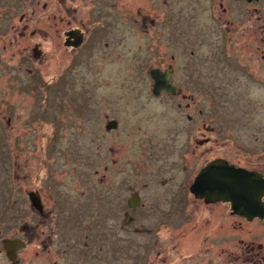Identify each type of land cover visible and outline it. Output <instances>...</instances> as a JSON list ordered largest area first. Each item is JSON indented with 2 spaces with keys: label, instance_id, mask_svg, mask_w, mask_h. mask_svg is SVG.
Instances as JSON below:
<instances>
[{
  "label": "rangeland",
  "instance_id": "obj_1",
  "mask_svg": "<svg viewBox=\"0 0 264 264\" xmlns=\"http://www.w3.org/2000/svg\"><path fill=\"white\" fill-rule=\"evenodd\" d=\"M46 1L0 0V209H30L19 195L43 180L57 201L70 202L66 209L86 211L89 233L101 225L116 237L125 252L114 264H144L136 253L163 220L145 213L150 205L169 207L164 200L183 192L180 181L187 177L188 190L217 157L257 165L263 155L264 77L250 67L254 41L264 37V0H102L98 43L76 58L64 45L66 21L57 20L51 39ZM56 11L64 16L62 6ZM162 59L187 100L154 95L149 74ZM135 190L147 207L131 223ZM130 237L135 248L121 242Z\"/></svg>",
  "mask_w": 264,
  "mask_h": 264
},
{
  "label": "flooded vegetation",
  "instance_id": "obj_2",
  "mask_svg": "<svg viewBox=\"0 0 264 264\" xmlns=\"http://www.w3.org/2000/svg\"><path fill=\"white\" fill-rule=\"evenodd\" d=\"M28 1L36 6L40 3V0H24V2ZM255 1L260 2L261 0ZM100 2L102 0H47L43 5L44 10H47L46 15L49 20V33L52 40H54V26L57 20L60 23L67 22L69 27L64 31V45L74 55V58L89 44L92 43L95 46L98 43L96 36L100 33L102 25H98L101 22L99 17L94 15V9ZM239 2L253 3L254 1L239 0ZM61 6L64 16L56 11L57 7ZM262 28V26L258 27L256 37ZM76 29H80L83 33V40L79 46H74L76 40L67 36L68 32ZM223 31L229 35L231 26L225 27L224 25ZM67 41L70 45L66 44ZM254 42L257 45L254 57L257 59L255 66L250 68H254L256 75L263 78V35ZM35 54L36 56L40 55ZM164 61L162 59L160 66L156 67L165 72L171 69L170 82L180 89L177 95L172 96H182L184 101L187 100L184 94L185 86L180 82L179 84L174 82L175 68L167 67ZM256 79L259 81L257 77ZM259 84L264 85L262 79ZM162 94L169 95L165 91ZM190 120L194 121V117L191 116ZM194 128L198 131L197 127ZM214 129V127L204 126V130L208 133H214ZM205 141L206 138L202 144L208 143L210 138ZM196 145L199 147V141L196 142ZM262 151L263 155H260L257 165L230 163L239 168L257 171L264 176V150ZM207 164L203 165L194 179L189 182L188 190L186 189L187 177L180 181V185L184 189L183 192L171 194L170 199L165 198L164 200L169 203V207L163 209L156 202L150 205L151 208H154L145 212L148 216H153L151 212H161L163 220L161 225L145 233L148 237L147 241L144 237L143 254L136 253L140 256L141 261L143 260L141 257L145 256L144 264H264V224H261L264 223V217L255 216L247 206H243L242 214L237 213L233 210L231 201L207 202L205 198H200L192 192V184L201 169ZM183 167L187 171L188 165H183ZM42 181L38 180L26 194L20 193L19 195L21 198L23 196L28 198L31 204L30 209L8 210V205L6 210L0 209V264H114L123 256L125 251L123 247L119 246L116 237H113L111 233L106 235L101 225L95 228L94 233L92 231L89 233L84 219L86 211L66 209L65 206L70 202L65 198L64 203L57 201L56 193H50L51 187L42 184ZM163 184L164 187L168 186L166 181H163ZM20 191L22 192V190ZM30 192H35L38 197L35 204L31 199ZM135 196L138 198L137 202L134 199ZM153 196L151 200L156 199L158 195L153 194ZM132 199H134V206H131ZM262 201L264 203V196ZM127 205L126 216L134 217H129L131 223H134L136 215L147 207L140 190H135L130 195ZM219 206H225L229 210H217L216 207ZM200 212L207 213L202 217ZM97 213L102 217V210ZM74 215L75 219L71 217ZM232 217L240 219L238 224L231 225ZM201 218L204 219L202 220L203 225H201ZM255 224L258 225L256 228L253 227ZM254 229L256 231H253ZM134 230L137 236H140V229ZM129 234L133 233L129 232ZM150 237L157 239L154 243L155 249L150 247ZM121 242L127 243L129 246L133 245L134 248L136 245L133 237L125 238ZM121 250L124 252L119 254Z\"/></svg>",
  "mask_w": 264,
  "mask_h": 264
},
{
  "label": "water",
  "instance_id": "obj_3",
  "mask_svg": "<svg viewBox=\"0 0 264 264\" xmlns=\"http://www.w3.org/2000/svg\"><path fill=\"white\" fill-rule=\"evenodd\" d=\"M248 1L252 2L253 0ZM67 36L76 40L74 46H79L82 43L83 33L79 29L68 32ZM66 44L70 45L68 41ZM170 71L171 69H168L165 72L161 68H154L150 71L154 95H159L162 91L171 95L178 94L180 89L170 82ZM117 123L116 120H113L109 129L116 128ZM191 190L198 197L205 198L207 202L231 201L233 210L237 213L242 214L243 206H247L255 216L264 217L262 201L264 176L257 171L236 167L227 159L216 158L202 168L192 184ZM30 196L35 204L38 200L35 192H30ZM134 199L138 201L137 196ZM134 199L131 200V206H134Z\"/></svg>",
  "mask_w": 264,
  "mask_h": 264
}]
</instances>
